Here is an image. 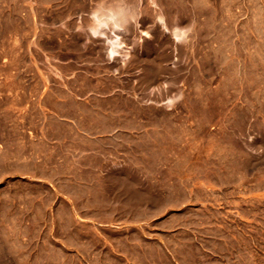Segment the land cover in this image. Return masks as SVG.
<instances>
[{
    "label": "rangeland",
    "instance_id": "obj_1",
    "mask_svg": "<svg viewBox=\"0 0 264 264\" xmlns=\"http://www.w3.org/2000/svg\"><path fill=\"white\" fill-rule=\"evenodd\" d=\"M96 2L0 0V141L63 110L62 95L77 118L72 98L84 97L108 114L96 123L149 129L133 148L118 147L134 161L129 171L147 174V191L118 201L173 210L102 213L96 233H69L61 215L41 228V213L31 227H8L7 206L41 190L10 185L15 195L0 190V264H264V0H136L142 16L121 33L135 42L124 64L83 30ZM176 24L194 25L186 43L173 39ZM16 232L32 241L19 254L9 244ZM48 232L84 237L94 257L59 259Z\"/></svg>",
    "mask_w": 264,
    "mask_h": 264
},
{
    "label": "crops",
    "instance_id": "obj_2",
    "mask_svg": "<svg viewBox=\"0 0 264 264\" xmlns=\"http://www.w3.org/2000/svg\"><path fill=\"white\" fill-rule=\"evenodd\" d=\"M69 99L68 95L57 97L63 110L44 111L47 120L35 125L37 129L21 128L20 135H15L13 141H0V146L3 144L0 149V190L15 195L17 190L14 188L11 193L8 186L25 183L41 187L39 191L30 188L23 192L33 197L31 203L7 206V226L31 227L33 216L41 213L45 218L41 228H53L55 222H60L61 215L68 219L69 233L82 234L83 230L96 233L99 227L107 225L102 223V213L173 210L150 208L143 200L137 206L132 199L118 201V196L143 195L147 191L141 182L147 174L129 171L128 165H133L134 161L119 158L118 147L133 148L134 141H143L149 129L96 123V117L108 114L87 106L84 97L72 98L78 111L77 118L70 117L68 111H64L67 109V103H64ZM84 116H89L91 122H81ZM77 215L79 219H75ZM14 234L9 244L14 246L13 252L19 254L32 241L19 238L17 232ZM48 236H51L49 232ZM48 243L62 252L61 260L85 261L94 257H87L81 249L88 244L84 237L71 242L52 235ZM91 253L95 254L96 250Z\"/></svg>",
    "mask_w": 264,
    "mask_h": 264
},
{
    "label": "clouds",
    "instance_id": "obj_3",
    "mask_svg": "<svg viewBox=\"0 0 264 264\" xmlns=\"http://www.w3.org/2000/svg\"><path fill=\"white\" fill-rule=\"evenodd\" d=\"M87 16L88 22L82 27L88 38L103 40L105 55L109 61L127 63L133 55L135 42L128 45L121 33H126L130 26L140 21L142 13L136 0H97ZM155 22L165 26V15L157 14ZM193 30L194 25L176 24L170 31L177 43H186Z\"/></svg>",
    "mask_w": 264,
    "mask_h": 264
},
{
    "label": "bare ground",
    "instance_id": "obj_4",
    "mask_svg": "<svg viewBox=\"0 0 264 264\" xmlns=\"http://www.w3.org/2000/svg\"><path fill=\"white\" fill-rule=\"evenodd\" d=\"M124 34V33H123Z\"/></svg>",
    "mask_w": 264,
    "mask_h": 264
}]
</instances>
